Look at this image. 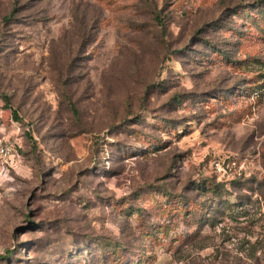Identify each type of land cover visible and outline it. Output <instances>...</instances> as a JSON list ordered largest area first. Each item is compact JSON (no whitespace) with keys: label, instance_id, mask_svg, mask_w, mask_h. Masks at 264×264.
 Instances as JSON below:
<instances>
[{"label":"rangeland","instance_id":"374dc122","mask_svg":"<svg viewBox=\"0 0 264 264\" xmlns=\"http://www.w3.org/2000/svg\"><path fill=\"white\" fill-rule=\"evenodd\" d=\"M0 146V264H264V1L0 0Z\"/></svg>","mask_w":264,"mask_h":264},{"label":"built area","instance_id":"2783aa9c","mask_svg":"<svg viewBox=\"0 0 264 264\" xmlns=\"http://www.w3.org/2000/svg\"><path fill=\"white\" fill-rule=\"evenodd\" d=\"M0 158L5 160V163L12 164L14 162V155L11 153L10 149L6 146H0ZM214 169L221 172L220 165L218 162L213 163Z\"/></svg>","mask_w":264,"mask_h":264},{"label":"trees","instance_id":"16d2710c","mask_svg":"<svg viewBox=\"0 0 264 264\" xmlns=\"http://www.w3.org/2000/svg\"><path fill=\"white\" fill-rule=\"evenodd\" d=\"M261 1L263 2L264 0H261ZM9 19H10L9 17H4L3 21L7 22ZM4 100H8V99L5 98Z\"/></svg>","mask_w":264,"mask_h":264}]
</instances>
